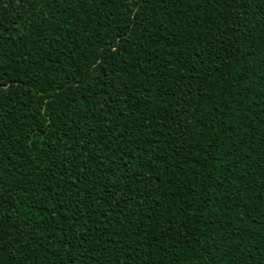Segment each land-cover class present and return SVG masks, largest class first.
<instances>
[{
    "label": "trees",
    "instance_id": "trees-1",
    "mask_svg": "<svg viewBox=\"0 0 264 264\" xmlns=\"http://www.w3.org/2000/svg\"><path fill=\"white\" fill-rule=\"evenodd\" d=\"M0 264H264V0H0Z\"/></svg>",
    "mask_w": 264,
    "mask_h": 264
}]
</instances>
